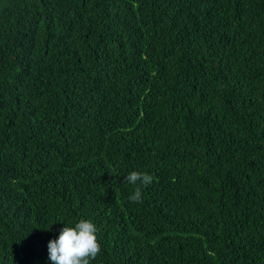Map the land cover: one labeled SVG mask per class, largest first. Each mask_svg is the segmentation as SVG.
Masks as SVG:
<instances>
[{
    "label": "trees",
    "instance_id": "trees-1",
    "mask_svg": "<svg viewBox=\"0 0 264 264\" xmlns=\"http://www.w3.org/2000/svg\"><path fill=\"white\" fill-rule=\"evenodd\" d=\"M81 219L91 264H264V0H0V264Z\"/></svg>",
    "mask_w": 264,
    "mask_h": 264
},
{
    "label": "clouds",
    "instance_id": "clouds-1",
    "mask_svg": "<svg viewBox=\"0 0 264 264\" xmlns=\"http://www.w3.org/2000/svg\"><path fill=\"white\" fill-rule=\"evenodd\" d=\"M125 180L131 184L150 185L154 177L150 174L132 171ZM128 199L131 202H142V190L135 188ZM98 229L91 220L81 219L74 227L64 226L56 239L48 242V255L52 264H91L101 252L97 236Z\"/></svg>",
    "mask_w": 264,
    "mask_h": 264
}]
</instances>
